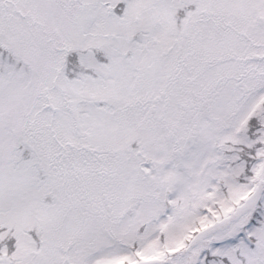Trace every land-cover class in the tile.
<instances>
[{"label": "snow or ice", "instance_id": "obj_1", "mask_svg": "<svg viewBox=\"0 0 264 264\" xmlns=\"http://www.w3.org/2000/svg\"><path fill=\"white\" fill-rule=\"evenodd\" d=\"M0 264H264V0H0Z\"/></svg>", "mask_w": 264, "mask_h": 264}]
</instances>
